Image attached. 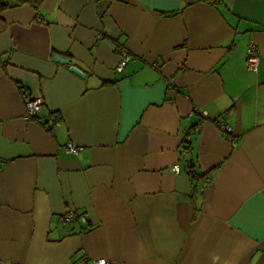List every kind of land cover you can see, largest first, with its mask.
Listing matches in <instances>:
<instances>
[{
  "label": "crops",
  "instance_id": "0c3cea01",
  "mask_svg": "<svg viewBox=\"0 0 264 264\" xmlns=\"http://www.w3.org/2000/svg\"><path fill=\"white\" fill-rule=\"evenodd\" d=\"M251 40L256 72L245 68ZM38 96L37 120L25 119ZM51 112L53 133L40 123ZM188 136L199 179L180 155ZM68 209L87 224L62 222ZM83 256L264 264V0H44L39 15L27 4L0 12V264Z\"/></svg>",
  "mask_w": 264,
  "mask_h": 264
},
{
  "label": "built area",
  "instance_id": "2783aa9c",
  "mask_svg": "<svg viewBox=\"0 0 264 264\" xmlns=\"http://www.w3.org/2000/svg\"><path fill=\"white\" fill-rule=\"evenodd\" d=\"M119 53L121 56V61L118 64L117 68L120 70L123 67V65L127 62L129 55H128L127 50L123 47L119 48ZM258 65H259L258 48H257L256 44L251 40L248 43L247 48H246L245 68L248 71L256 72L258 69ZM21 91H22V95L26 96L25 90L22 89ZM43 103H44V100L40 96L26 99L25 103H24V118L27 120H32L35 116L38 115L39 111L42 109ZM215 124H216L218 130L230 135L232 128L228 123H226L223 120V118L216 119ZM58 125H59V122H55L53 126L52 125L50 126L47 124V125H45L44 128L47 131L53 133L54 128L57 127ZM184 139L186 141H189L188 140L189 136L186 138L184 137ZM64 149L67 153H70V154H77L81 150L80 147L73 145L71 142H67L64 145ZM180 155H181V158L186 159L188 156V153L186 150L182 149ZM171 170L174 173H178L180 170L179 163L178 162L174 163L171 167ZM209 181H210L209 178L204 179L205 184L209 183ZM61 221L62 222H71V221L85 222L86 219H85V216L83 214H78L73 209H68L62 215ZM80 261H81V264H87L88 263V259L84 256L80 259ZM90 263L91 264H111V261L102 257V258L90 259Z\"/></svg>",
  "mask_w": 264,
  "mask_h": 264
},
{
  "label": "trees",
  "instance_id": "16d2710c",
  "mask_svg": "<svg viewBox=\"0 0 264 264\" xmlns=\"http://www.w3.org/2000/svg\"><path fill=\"white\" fill-rule=\"evenodd\" d=\"M44 0H0V12L8 9V8H12V7H16V6H20V5H24L27 4L29 5L36 13V15L40 14V10L42 7V3ZM202 1H206L212 4H217L220 2V0H202ZM38 118V115L35 116L32 120L36 121ZM61 117L57 112H51L48 116L47 119L45 121H41L40 123L45 127V125H54L55 122H60ZM183 149L187 151L188 153V157H187V161L188 164H186V173L189 175V177L191 179H199L202 176H199L198 173L195 171V164H194V160L192 159L190 153V144L189 141H186L184 139L183 141ZM78 214H82V213H78ZM86 219V218H85ZM71 222H79L81 224L86 225L87 221L85 222H80V221H71Z\"/></svg>",
  "mask_w": 264,
  "mask_h": 264
},
{
  "label": "water",
  "instance_id": "95a60500",
  "mask_svg": "<svg viewBox=\"0 0 264 264\" xmlns=\"http://www.w3.org/2000/svg\"><path fill=\"white\" fill-rule=\"evenodd\" d=\"M54 59L60 63L69 64L70 60L66 57H62L61 55H55ZM69 70L74 74L78 75L79 77L85 78V72L80 69L78 66L71 64L69 65Z\"/></svg>",
  "mask_w": 264,
  "mask_h": 264
}]
</instances>
